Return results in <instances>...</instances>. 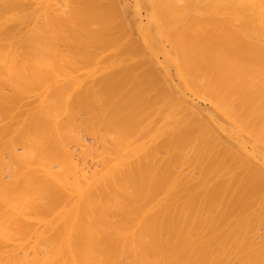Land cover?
Here are the masks:
<instances>
[{"label": "bare ground", "instance_id": "obj_1", "mask_svg": "<svg viewBox=\"0 0 264 264\" xmlns=\"http://www.w3.org/2000/svg\"><path fill=\"white\" fill-rule=\"evenodd\" d=\"M0 0V264H264V0Z\"/></svg>", "mask_w": 264, "mask_h": 264}, {"label": "rangeland", "instance_id": "obj_2", "mask_svg": "<svg viewBox=\"0 0 264 264\" xmlns=\"http://www.w3.org/2000/svg\"><path fill=\"white\" fill-rule=\"evenodd\" d=\"M137 1L138 0H122V3H123L122 8L125 9V11L128 14L130 19H134V18L145 19V17H143V16H145L144 12L135 9V5H136Z\"/></svg>", "mask_w": 264, "mask_h": 264}]
</instances>
